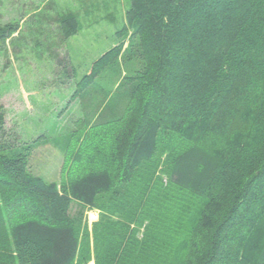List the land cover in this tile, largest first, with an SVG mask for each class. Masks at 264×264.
Returning <instances> with one entry per match:
<instances>
[{"label": "trees", "instance_id": "obj_1", "mask_svg": "<svg viewBox=\"0 0 264 264\" xmlns=\"http://www.w3.org/2000/svg\"><path fill=\"white\" fill-rule=\"evenodd\" d=\"M127 20L142 66L124 76L128 108L87 170L58 183L31 171L30 145L0 150V264H77L74 201L101 212L97 264H173L182 248L183 264H264V0H131ZM5 125L0 102V138ZM145 221L137 238L131 223Z\"/></svg>", "mask_w": 264, "mask_h": 264}, {"label": "rangeland", "instance_id": "obj_2", "mask_svg": "<svg viewBox=\"0 0 264 264\" xmlns=\"http://www.w3.org/2000/svg\"><path fill=\"white\" fill-rule=\"evenodd\" d=\"M130 7L131 0H0L3 153L14 154L30 145L31 171L58 183L87 170V156L110 142L112 127L128 108L124 76L142 66L132 41L134 27L127 20ZM67 17L78 22L77 33L70 37L63 29ZM115 51L118 57L103 63ZM96 68L100 74L81 90ZM184 143L178 138L163 148L159 171L164 181L170 156ZM182 194L193 200L190 193ZM82 209L81 247L82 242L86 247L88 234L91 255L85 263V247L81 248L77 264H97L93 228L101 212L74 201L71 214ZM21 211H27L25 206ZM147 223H131L137 238ZM185 251L182 248L173 264H183Z\"/></svg>", "mask_w": 264, "mask_h": 264}]
</instances>
